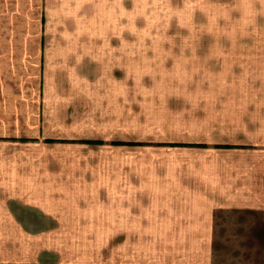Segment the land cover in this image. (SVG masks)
Here are the masks:
<instances>
[{
    "label": "rangeland",
    "instance_id": "374dc122",
    "mask_svg": "<svg viewBox=\"0 0 264 264\" xmlns=\"http://www.w3.org/2000/svg\"><path fill=\"white\" fill-rule=\"evenodd\" d=\"M78 7L82 71L48 78L53 140L0 145V199L50 214L45 233L3 225L1 264H264V228L235 206L264 192V162L215 147L242 139L244 123L235 91L205 79L203 0Z\"/></svg>",
    "mask_w": 264,
    "mask_h": 264
},
{
    "label": "crops",
    "instance_id": "0c3cea01",
    "mask_svg": "<svg viewBox=\"0 0 264 264\" xmlns=\"http://www.w3.org/2000/svg\"><path fill=\"white\" fill-rule=\"evenodd\" d=\"M80 3L81 0H0V145L53 140L44 136L42 125L45 98L51 88L48 78L66 75L69 83L75 79L73 74L82 71L77 69L86 40ZM52 4L61 15L60 22L51 20ZM202 12L205 79L214 84L209 85L212 89L235 91L234 105L242 106L241 117L235 120L244 123L242 139L215 147L247 151L264 162V0H203ZM72 19L74 34L67 29ZM87 141L98 140L85 141L97 144ZM2 180L0 177V185ZM253 198L239 196L241 204L235 206L252 208L250 212L256 216L254 230L261 233L264 192ZM12 201L0 199V264L3 225L8 220L15 233L34 234L45 233L44 219L50 218L49 212L35 210L30 203L32 213L28 214L11 205ZM39 219L43 229L35 231V225L40 226ZM46 226L50 227L49 221ZM263 246L259 244L260 249Z\"/></svg>",
    "mask_w": 264,
    "mask_h": 264
},
{
    "label": "trees",
    "instance_id": "16d2710c",
    "mask_svg": "<svg viewBox=\"0 0 264 264\" xmlns=\"http://www.w3.org/2000/svg\"><path fill=\"white\" fill-rule=\"evenodd\" d=\"M87 142H89V143H97V144H102L103 143V141H100V140H98V141H87ZM113 144H116V145H122V144L134 145V144H137V143H135V142H125V141H114ZM191 146H201L202 147V146H206V145L199 144V145H191Z\"/></svg>",
    "mask_w": 264,
    "mask_h": 264
}]
</instances>
